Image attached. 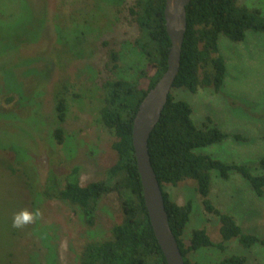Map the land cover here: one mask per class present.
I'll use <instances>...</instances> for the list:
<instances>
[{"label":"rangeland","instance_id":"1","mask_svg":"<svg viewBox=\"0 0 264 264\" xmlns=\"http://www.w3.org/2000/svg\"><path fill=\"white\" fill-rule=\"evenodd\" d=\"M136 0H0V264H79L83 247L109 240L123 211L116 193L100 200L94 228L86 226L78 208L60 199H48L50 180L63 188L77 170L82 186L101 181L118 156L116 136L102 123L101 80L108 73V45L121 55L115 78L132 80L146 59L133 45L139 35L127 11ZM240 5L264 12V0H239ZM227 63L224 87L196 94L172 89L177 100L193 108L198 127L208 118L228 134L243 139L199 149L229 163L249 165L262 174L264 157V33L249 31L234 43L219 36ZM68 104L62 125L64 142L53 131L59 126L56 95ZM209 199L232 215L250 234L264 238V196L235 172L228 180L212 173ZM173 201L193 211L184 231L189 243L195 230L205 229L212 242L222 241L220 220L206 212L197 183L165 185ZM38 208L42 218L24 229L12 227L15 213ZM246 256L248 264H264V247L251 249L230 240L226 249L202 248L189 255L199 264H218L223 258Z\"/></svg>","mask_w":264,"mask_h":264},{"label":"trees","instance_id":"2","mask_svg":"<svg viewBox=\"0 0 264 264\" xmlns=\"http://www.w3.org/2000/svg\"><path fill=\"white\" fill-rule=\"evenodd\" d=\"M166 0H136L133 5L120 8L127 11L131 23L137 25L139 35L133 45L146 59L132 80L115 78L121 55L108 45V60L104 69L108 76L101 80L103 106L100 110L104 126L116 136L113 149L118 159L108 168L105 178L82 186L77 170L61 188L56 180L44 191L48 199H60L78 208L87 227L96 225L97 210L103 196L116 193L123 211V219L112 229L109 240H95L84 245L79 264H167L150 222L143 196L141 177L133 146V121L139 106L168 68L171 39L166 30ZM264 33V12L240 5L239 0H192L187 7V31L181 52V65L173 89H186L196 94L211 88L220 92L225 84L227 63L219 48V36L230 41H245L247 33ZM68 112L67 100L56 95V114L59 126L53 131L59 144L64 142V124ZM192 106L177 100L172 92L159 123L149 140L152 166L162 187L169 224L177 239L185 264H199L189 255L202 248L226 249L237 239L240 246L251 249L264 247V238L247 233L230 214L215 207L209 199L212 173L228 180L232 172L245 179L257 197L264 196V173L256 174L249 165L229 163L197 151L227 139H243L240 134H228L210 118L198 127L192 118ZM264 171V157L258 163ZM197 183V192L209 214L220 220L222 241L212 242L205 229L195 230L189 243L184 231L193 211L191 201L179 205L165 191V185L178 186L187 181ZM218 264H248L246 256L232 255Z\"/></svg>","mask_w":264,"mask_h":264},{"label":"water","instance_id":"3","mask_svg":"<svg viewBox=\"0 0 264 264\" xmlns=\"http://www.w3.org/2000/svg\"><path fill=\"white\" fill-rule=\"evenodd\" d=\"M192 0H166V30L171 39L168 68L141 102L133 121V146L141 177L143 196L156 239L167 264H185L165 207L162 187L152 166L149 140L160 121L181 65L187 31V7Z\"/></svg>","mask_w":264,"mask_h":264},{"label":"clouds","instance_id":"4","mask_svg":"<svg viewBox=\"0 0 264 264\" xmlns=\"http://www.w3.org/2000/svg\"><path fill=\"white\" fill-rule=\"evenodd\" d=\"M41 218L42 213L38 208L32 211L25 208L13 215L12 227L15 229H24L29 225L35 224Z\"/></svg>","mask_w":264,"mask_h":264}]
</instances>
